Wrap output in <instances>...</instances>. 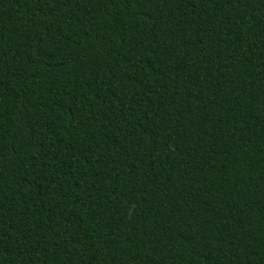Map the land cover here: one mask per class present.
Wrapping results in <instances>:
<instances>
[{
    "label": "trees",
    "instance_id": "trees-1",
    "mask_svg": "<svg viewBox=\"0 0 264 264\" xmlns=\"http://www.w3.org/2000/svg\"><path fill=\"white\" fill-rule=\"evenodd\" d=\"M0 264H264V0H0Z\"/></svg>",
    "mask_w": 264,
    "mask_h": 264
}]
</instances>
